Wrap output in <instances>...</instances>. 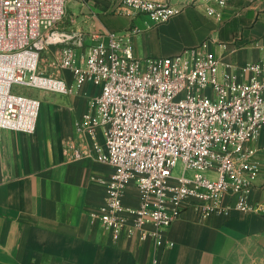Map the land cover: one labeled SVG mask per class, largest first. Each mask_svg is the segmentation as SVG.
Masks as SVG:
<instances>
[{
  "label": "built area",
  "instance_id": "2783aa9c",
  "mask_svg": "<svg viewBox=\"0 0 264 264\" xmlns=\"http://www.w3.org/2000/svg\"><path fill=\"white\" fill-rule=\"evenodd\" d=\"M68 2L0 0V128L35 131L41 99L14 91V85L69 93L71 86L60 75L68 69L77 86L91 81L101 88L91 102L94 115H85L79 126L93 138L92 146L69 144L66 154L113 167L100 179L106 196L99 217L114 239L150 238L163 246L165 229L191 203L203 218L232 209L264 211L251 200L260 165L255 149L247 146L264 126V53L246 65L247 81L231 64L222 72L220 59L205 43L177 55L140 58L128 34L112 32L106 43L105 35L93 33L100 42L79 55L87 35L59 29ZM121 2L130 12L160 22L180 10L166 0ZM202 2L208 14L220 16L228 0ZM52 44L61 46L46 73L40 61ZM131 184L139 192L135 206L124 200ZM227 195L235 201L225 202Z\"/></svg>",
  "mask_w": 264,
  "mask_h": 264
},
{
  "label": "crops",
  "instance_id": "0c3cea01",
  "mask_svg": "<svg viewBox=\"0 0 264 264\" xmlns=\"http://www.w3.org/2000/svg\"><path fill=\"white\" fill-rule=\"evenodd\" d=\"M166 1L180 8L170 19L132 12L112 19L110 31L128 34L140 58L177 55L205 43L220 59L222 72L231 64L241 80L250 79L246 65L264 53V0H228L220 16L208 14L202 0ZM98 42L87 37L78 54ZM57 46H50L48 60ZM60 75L72 90L41 95L35 131L0 128V264H264V211L232 209L203 218L191 203L165 229L163 246L150 238L114 239L99 217L106 196L100 179L113 167L66 154L69 144L92 146L93 138L79 126L85 115H94L91 102L101 88L91 81L77 86L68 69ZM96 137L103 145L101 128ZM247 146L255 149L260 165L251 200L264 205V126ZM124 200L138 204L134 184ZM234 201L235 196L225 197Z\"/></svg>",
  "mask_w": 264,
  "mask_h": 264
},
{
  "label": "rangeland",
  "instance_id": "374dc122",
  "mask_svg": "<svg viewBox=\"0 0 264 264\" xmlns=\"http://www.w3.org/2000/svg\"><path fill=\"white\" fill-rule=\"evenodd\" d=\"M66 12L63 21L59 25V29L67 32L81 30L88 38H91L93 33L110 34L112 32L110 31L112 30L110 23L112 19L124 17L132 13L122 5L121 0H69ZM108 41L109 38L106 39V43ZM50 46L42 53L40 61L41 70L46 73L50 72L48 70L50 67L48 66V57L53 53ZM13 90L31 94L39 99H41L42 94L47 93L44 89L29 88L21 85H14ZM174 172L177 175L182 173V164L180 161L175 167Z\"/></svg>",
  "mask_w": 264,
  "mask_h": 264
}]
</instances>
